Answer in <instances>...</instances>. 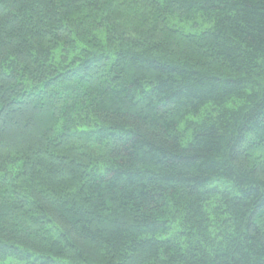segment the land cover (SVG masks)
Instances as JSON below:
<instances>
[{"label": "trees", "instance_id": "obj_1", "mask_svg": "<svg viewBox=\"0 0 264 264\" xmlns=\"http://www.w3.org/2000/svg\"><path fill=\"white\" fill-rule=\"evenodd\" d=\"M0 264H264V0H0Z\"/></svg>", "mask_w": 264, "mask_h": 264}]
</instances>
